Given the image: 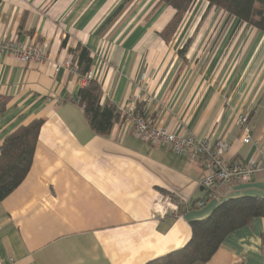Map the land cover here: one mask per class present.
<instances>
[{
  "label": "crops",
  "instance_id": "crops-1",
  "mask_svg": "<svg viewBox=\"0 0 264 264\" xmlns=\"http://www.w3.org/2000/svg\"><path fill=\"white\" fill-rule=\"evenodd\" d=\"M174 15L160 0H0V39L45 55L26 66L0 55V145L43 121L29 171L0 202V264H147L183 248L192 223L224 202L264 200L258 174L198 206L208 193L202 162L132 134L127 102L144 84L137 110L155 126L224 141L227 160L264 152V33L195 0L164 39ZM77 46L92 59L84 75L70 52ZM89 73L120 115L104 136L91 131L78 100L89 84L79 76ZM239 115L248 117V144L234 126ZM195 264H264V216Z\"/></svg>",
  "mask_w": 264,
  "mask_h": 264
},
{
  "label": "trees",
  "instance_id": "trees-1",
  "mask_svg": "<svg viewBox=\"0 0 264 264\" xmlns=\"http://www.w3.org/2000/svg\"><path fill=\"white\" fill-rule=\"evenodd\" d=\"M160 1L175 11L173 19L161 33L164 39H168L195 0ZM204 1L209 7L264 33V0ZM109 22L110 18L107 24ZM70 52L75 54L78 73L86 74L92 65L88 50L77 46ZM78 100L91 131L98 135H107L120 115L113 105L102 103L100 86L92 80L79 90ZM42 124L43 121L40 119L33 120L19 126L3 139L0 145V202L17 188L29 171ZM261 216H264V200L237 199L224 202L207 219L192 223L191 239L183 248L147 264L204 263L217 250L228 233L244 225L251 218Z\"/></svg>",
  "mask_w": 264,
  "mask_h": 264
},
{
  "label": "built area",
  "instance_id": "built-area-1",
  "mask_svg": "<svg viewBox=\"0 0 264 264\" xmlns=\"http://www.w3.org/2000/svg\"><path fill=\"white\" fill-rule=\"evenodd\" d=\"M0 55L13 57L21 66L45 60V55L40 48L15 40L0 39ZM70 64L69 62L67 66L70 67ZM79 77L82 86L87 85L93 79L90 73ZM145 93V85L141 84L136 94L127 102L126 115L132 119V134L137 140L152 146H166L177 157L192 158L202 162L208 174L200 184L208 193L205 200L197 203L198 206L216 199L225 186L246 183L258 174L264 176V152L245 162L227 160L224 154L228 149V144L224 141L211 144L205 139L196 138L193 134L176 135L155 126L146 110H137V104ZM234 126L242 133V142L248 144L251 136L248 117L239 115L234 120ZM167 200L164 201L166 207L169 205ZM165 204H160L154 212L163 216L162 208Z\"/></svg>",
  "mask_w": 264,
  "mask_h": 264
}]
</instances>
